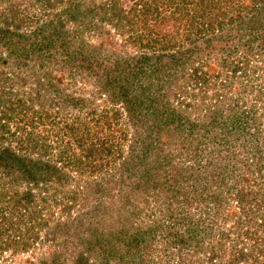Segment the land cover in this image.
<instances>
[{"label": "trees", "instance_id": "obj_1", "mask_svg": "<svg viewBox=\"0 0 264 264\" xmlns=\"http://www.w3.org/2000/svg\"><path fill=\"white\" fill-rule=\"evenodd\" d=\"M64 1L0 0V264H264V0Z\"/></svg>", "mask_w": 264, "mask_h": 264}, {"label": "rangeland", "instance_id": "obj_2", "mask_svg": "<svg viewBox=\"0 0 264 264\" xmlns=\"http://www.w3.org/2000/svg\"><path fill=\"white\" fill-rule=\"evenodd\" d=\"M85 2H86V0H84ZM254 0H246V2L247 3H250V4H252V2H253ZM259 3H261V1H258ZM68 3H69V1L68 0H65L64 1V3L63 4H61V7L63 8V9H65L66 7H68ZM254 3V2H253ZM88 5V4H87ZM253 5V4H252ZM61 7H59V9L61 8ZM61 10V9H60ZM59 10H57L56 12H58ZM41 13H43V12H41ZM69 26H71V25H69ZM112 32H114V31H112ZM113 35H115L116 36V39H120L117 35H116V30H115V34H113ZM86 37H89V35H87ZM118 44L119 45H124V42H120V41H118ZM125 49V48H124ZM118 56H119V54H118ZM119 57H121V56H119ZM254 64H257V65H260V63L259 62H254ZM260 66H262V64L260 65ZM10 69L11 68H7V70H8V72L10 71ZM89 73V72H88ZM23 74H25L26 76H28L29 77V68H27V70H25V72L23 73ZM89 77H84L85 79L82 81L80 78H79V83H77L76 84V82H75V84H73L72 82H70V81H66V83H65V88H66V90H61V92H68L69 94L71 93V92H76V95L77 96H83V95H85V96H90L89 98H94V101L96 102V103H99V101L98 100H100V101H102V102H106L107 101V103L109 104L110 102H109V99H108V96H107V99H106V97H104V96H101V97H97V94L100 92V90H99V88H97V86H96V84H95V81L94 80H96V75L95 74H93V75H88ZM225 79V77L224 76H222L221 75V77H220V79H219V81L218 82H221V81H223ZM233 80H236L235 78H233ZM228 82L226 81V84H227ZM212 85H213V80H211V79H209L208 80V84L207 85H205L202 89H206V87H207V89L208 90H210V89H212ZM259 91V90H258ZM96 92H97V94H96ZM210 92H212L211 90H210ZM259 92H261V91H259ZM114 107V109L115 110H117L118 112H120L121 114H122V116H120L119 118H118V122L117 123H115V122H113V124H112V131H111V133L114 135V136H116V138H117V140H119V136H120V129L122 128H125V126H129V132H130V122H129V120H128V118L126 117V113H125V111H123V105H122V103L121 102H119L118 103V105H115V106H113ZM107 110V111H110L111 110V112L109 113V119H111L112 117H113V115H112V110H114V109H112V106L111 105H108L106 108H102V106L100 107V110ZM87 111H89V108L87 107V108H85V109H83V110H81L79 113H76L70 106H68V107H66V109L64 110V112H63V115L62 116H60L61 117V123L60 124H62V126H63V124H65V123H68V122H65V120L67 119V120H69V121H71V120H74V117L76 116V115H78L79 117H83V116H85V112H87ZM75 112V113H74ZM112 115V116H111ZM86 118V117H85ZM83 120L84 121H88L87 119H84L83 118ZM80 125H81V123H79V124H76V126H78V127H80ZM90 126L93 128H96V130H98L99 131V127H95V125H93V123H91L90 124ZM101 126V125H100ZM82 128V127H81ZM101 128L102 127H100V130H101ZM133 130H136V128L135 129H133ZM100 132V131H99ZM82 132H80V134H81ZM131 133H132V131H131ZM69 134L70 133H65V137H64V139L63 140H65V142H67L68 140V138H69ZM78 134V133H77ZM104 134H105V136H104ZM98 135H100L99 133H98ZM109 135V132H103V134H102V136H104V138H107V136ZM101 136V135H100ZM128 138L130 139V140H132V138L131 137H129V135H128ZM72 139H73V137H72ZM65 142H63V144L65 143ZM68 142H70V141H68ZM72 148H75V147H72ZM77 149V148H76ZM73 151H75V152H77L75 149H73ZM79 151V150H78ZM103 175V174H102ZM101 175V176H102ZM98 175H95V177H93L92 179H94V178H96ZM100 176V175H99ZM75 181V184H81V186L83 185V183L84 182H87V180H85V178L83 177V176H80L79 174H77L76 175V177H75V179H74ZM85 180V181H84ZM111 193H113L114 195H113V197L115 198V196L118 194V190H116V188H115V190L114 191H112ZM108 201V200H107ZM109 202V201H108ZM146 219V218H145ZM117 224L115 225V226H111L112 228L110 229V232H114L116 235H118L119 234V232H118V229H117ZM118 232V233H117ZM114 244H115V246H117V248H119L120 247V245H119V243H118V240H116L115 242H114ZM40 252H42V250H40V249H38L37 251H35V253L36 254H39ZM29 254V253H28ZM4 258H8L9 257V254H6V255H4L3 256ZM9 258L11 259V260H9ZM7 260H8V262H10V263H12V264H16V263H18L17 262V259L16 258H12V256H10ZM2 260H3V258H2ZM12 261V262H11Z\"/></svg>", "mask_w": 264, "mask_h": 264}]
</instances>
